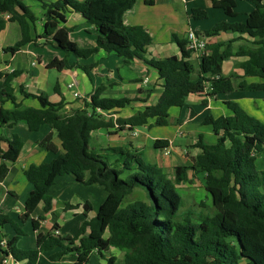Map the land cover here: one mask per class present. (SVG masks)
<instances>
[{
	"label": "trees",
	"instance_id": "trees-1",
	"mask_svg": "<svg viewBox=\"0 0 264 264\" xmlns=\"http://www.w3.org/2000/svg\"><path fill=\"white\" fill-rule=\"evenodd\" d=\"M138 1L152 7L159 0H42L44 32L36 39H43L45 45L65 54L64 59L55 58L48 63L49 69L59 71L81 68L89 74L88 66L71 64L69 58L87 60L101 50L115 54L125 65L144 60L158 73L163 92L156 104L146 106L143 111L128 118H106L98 109L106 115L117 114L133 100L103 98L104 87L95 90L90 102L85 100L84 108L69 113L64 111V103L53 104L46 95L36 96L21 88L24 98L40 102V108L27 107L18 102L13 86L21 72H0L3 83L0 125L13 127L24 122L31 132L48 126L52 132L36 146L40 151L57 154L54 142L57 137L64 150V154L52 162L31 164L23 170L34 189L20 219L23 223L31 220L36 249L19 248L25 232L10 217L0 215V232L11 225L16 234L7 240L5 249L0 247V264H3L2 257L17 263L38 264L44 253H51L50 260L54 263L72 254L77 258L75 264H90L96 254L106 264H264V170L257 166L259 157L264 154V122L237 102H224L228 115L215 117L209 113L205 117L202 124L211 128L216 142L205 143L200 136L193 146L198 154L188 165L175 168L174 180L159 164L147 159L144 149L133 144L91 146L92 134L96 131L133 132L168 126L170 110L186 107L191 95L204 96L208 85L211 88L208 96L212 98L234 91L264 92V0H246L256 10L244 23L223 22L206 30L204 34L208 38L222 32L239 37L209 43L198 65L190 60L192 51L187 49L188 40H180L175 35L172 42L180 48V56L150 60L144 57L153 44V37L143 27L127 26L123 19ZM213 7L229 19L239 16L237 0H214ZM72 11L95 27V47L81 48L71 40L73 30L66 22L67 14ZM190 17L207 20L209 13L194 8ZM37 21V16L21 0H0V34L9 23H17L22 36L17 45L5 51L14 55L36 42L33 31ZM234 57L245 58L240 64L243 80L238 86L234 84L235 74L223 75L224 63ZM7 142L9 148L2 153L0 182L9 174L5 161L17 160L24 147L18 135ZM170 147L171 142L166 139L154 142L157 151ZM67 175L79 184L102 187L108 197L95 217L82 222L74 237L59 236L58 225L44 234L40 230L44 217L36 220L32 216L41 203H44L45 213L52 210L50 192L57 179ZM192 175L204 179L213 212L184 210L186 202L181 190L189 184ZM136 192L143 196L129 199ZM84 210L87 217L92 211L91 203L85 202ZM114 252L122 253L123 259Z\"/></svg>",
	"mask_w": 264,
	"mask_h": 264
},
{
	"label": "crops",
	"instance_id": "crops-1",
	"mask_svg": "<svg viewBox=\"0 0 264 264\" xmlns=\"http://www.w3.org/2000/svg\"><path fill=\"white\" fill-rule=\"evenodd\" d=\"M38 1L39 2L37 5V9H38L37 11L39 14L37 15V17L39 18V20L37 21L33 31V36L35 39L37 37H40L44 32V10L42 8V0H38ZM78 1L83 2L84 0H78ZM213 1L214 0H159L156 3V5L152 7L146 6L143 1H138L131 10L127 11L124 14L123 19H124V23L127 26L143 27L153 37L154 40L153 44L148 48L147 52L144 55L146 59L148 60L153 58L164 59L171 56H180V48L176 43L167 42L164 44L163 42L164 34L173 31L172 29H175V27H172L171 29L167 28L164 30V22L166 21L167 23L179 22L180 24L188 23L191 28L193 27L192 24H195V21H197V20L193 21V19H191L190 17L192 11L191 9L194 7H200V8L202 7L201 9L206 8L207 9L206 11L209 13V18L207 20H209L211 17V12L214 11L216 13L218 10L213 7ZM21 2L23 3V0H21ZM165 4H170L172 6L169 11L164 12ZM247 4L248 5L246 6L251 7V9L248 12V15L246 14L248 17L256 10V8L250 2H248ZM237 6H238V0H237ZM27 7H29L30 10L32 11L31 5H28ZM237 13L240 16V13L238 11ZM239 16L236 19H229L225 16L224 22H229V23L237 22ZM247 17L245 18L244 21H246ZM11 24H17V23H9L7 25V28L0 34V72L12 73L14 71H20L21 74L13 82V86L16 89V96L18 102L22 103L24 106L27 107L40 108V105L35 106V103L39 102L38 100L32 98L30 99L24 98L20 94V89L23 88L27 93L36 96H40V95L47 96L46 91L44 90V87L41 83V77L39 72V69L43 66L40 50L46 47L47 48L50 47L54 50L56 49L50 45H45L43 39H36V42L28 44L27 46L22 48V50H20L18 53L14 55L6 52L5 49L11 47V46H7V37H6ZM66 26L73 30L70 34L71 39L73 38V35L75 33L81 31H83V33H87L90 37L93 36L94 34L93 41H91L90 39L88 40L83 39L82 42H78V45H80V47L93 48L96 46V40H97L96 29L93 25L88 23L81 14L76 13L74 11L68 13ZM211 28L212 27H208V28L193 27L190 30H194L198 33L204 34L206 30H210ZM90 30H93V34L89 32ZM188 31L187 30L185 31L184 39L187 38ZM4 33L6 35L4 37H1L2 34ZM172 35H175V33H172ZM238 37L239 35L235 33L222 32L220 33V35L210 38L209 43L211 44V43L226 42L237 39ZM238 44H241V42H237V45ZM32 45L35 46L34 49L30 47ZM174 45L175 46L177 45V48L174 47ZM72 58H74L75 60H73ZM190 60L196 65H198L201 62V59H199L195 54L192 55ZM243 61H245V58H237V57L231 58L230 60L226 61L223 66L224 77H229L233 75L231 74L232 73L231 67L236 66V64H241ZM69 62L71 64L78 63L81 66H88L89 74H87L81 68L64 69L62 71L57 70L62 76V79L64 80L67 89L71 93V98L73 99L64 97L59 84L55 88V93L57 94V98H54L53 100H51L49 96H47V98L49 102L53 104L64 103L65 105L64 111L66 113H69L76 109L84 108L85 100L90 102L92 95L95 93V90L99 87H104L106 89L102 94L103 98L120 99V98L128 97L133 100V102L127 108L115 114L116 116H120L129 108L136 107V111L138 112L140 109H144L146 106L156 104L159 101L161 94L163 92V89L160 87L158 73L154 69H152L150 65H148L144 60H136L130 65H125L123 60L118 56H116L115 54H108L107 52L101 50L87 60H80L72 56L69 58ZM45 66L47 67V70H56V69H49L48 64H46ZM226 66H227V72L225 74L224 70ZM236 72L237 73L235 74L234 84L238 86L239 83L243 80L242 78L243 71L241 70V68H237ZM248 81L251 82V80ZM0 82L2 83L1 80ZM69 84H74L72 90L68 88ZM2 87H3V83H2ZM75 92H78L81 95V97L75 98L74 97ZM240 93H247V92L234 91L231 93L219 95L209 100L208 104H205L206 97L200 95H191L187 101L188 105L183 108V109H187L184 122L196 123L200 121L199 124H202L205 117L209 113L214 115L215 117H218L220 115H228L229 111L224 106V102L243 101L241 100L243 96H238ZM250 93H258V92H250ZM228 98L231 99L228 100ZM244 102L245 104L247 103V101ZM241 105L251 115L260 118L264 115V105L263 106L260 105V103H258V100H252V109L254 110L253 112H251L250 109L245 107L243 104ZM8 107L11 106L8 105ZM197 109L200 110L198 111ZM179 121L180 120L178 118L177 122ZM45 127L46 126H44L39 132H31L27 124L24 122H21L13 127L0 125V133H4L3 135L0 134V165L4 162V160L2 159V153H5L9 148L7 140H11L14 135H18L21 138V140L24 142V147L19 158L17 160L5 161V163L9 168V174L6 180L0 182V215L8 216L13 220V217L21 218V216L25 213L26 201L30 193L34 189L33 185L26 180L23 174V170L26 167L30 166L31 164H42V163L52 162L58 155L64 154V150L61 147V143L59 139L55 137L54 142L58 147V153L57 154L49 153L47 155H41L42 154L41 152H45V151H40L36 146V143L42 141L47 135H49L52 132V129L50 127L49 129H45ZM112 130L96 131L92 134L93 139L97 138L98 136L100 138H106L104 132L106 133L108 132L109 134L113 135L111 139H108L109 141L119 140L120 138L124 137V133L126 132V131L116 130L117 132L115 131V133H112ZM128 132H130V135L133 137L140 136V132L138 129H137L138 132L137 135H134L131 131ZM192 133H198V132L192 130ZM146 135L149 136V134ZM154 139L156 140L161 138L158 137ZM98 145L99 144H97L96 146ZM172 145L173 144L171 142V151L172 149L175 148ZM107 146L119 147L125 145L116 144L113 143L112 141L103 147H107ZM154 151L158 152L157 150ZM174 154L176 153L173 152L171 153V155ZM50 195L53 198L52 210L49 213H45L44 203H41L34 212L32 218L37 220L40 217H44L45 220L41 222V228H40L41 232L44 234H49L54 229V226L58 225L59 226L58 235L61 237H65V236L74 237L78 233L82 222L87 218L95 217L99 208L108 197L106 191L102 187L98 185L85 186L79 184L70 175L58 178L56 181V185L52 188L50 192ZM85 202L91 203L92 206V211L88 214L87 217L84 214ZM24 224L25 226L29 224L31 225L32 232L29 231V233L32 234L31 237L32 239L30 238V241L36 244V233L33 231L31 220L25 222ZM8 226L9 225H6L3 229H1L0 233L1 234L4 233V231L7 230ZM29 233L25 232V236H27ZM6 235L8 236V234ZM15 235L16 234H13L11 238H7V239L8 240L12 239ZM23 238L19 242V246L21 245V247H22ZM22 249H25V247H22ZM51 255H52L51 253L42 254L40 256L38 264H40L42 261H45L46 263L48 262V260L51 261L50 260ZM116 255L119 258L120 255H122V253H118ZM76 260L77 258L75 255L69 254L64 258H62V260H60L57 263L51 261V264H75ZM7 264H26V263L25 262L17 263L11 259Z\"/></svg>",
	"mask_w": 264,
	"mask_h": 264
},
{
	"label": "rangeland",
	"instance_id": "rangeland-1",
	"mask_svg": "<svg viewBox=\"0 0 264 264\" xmlns=\"http://www.w3.org/2000/svg\"><path fill=\"white\" fill-rule=\"evenodd\" d=\"M38 2H39L38 0H23V3L25 5L32 6V11L34 12L36 16L39 14L37 11ZM247 3L248 2H246V0H238L237 11L240 13V16L237 22H240V23L245 22L244 20L247 17L249 10L251 9L250 6H246L248 5ZM171 7L172 6L170 4H165L164 12L169 11ZM194 8H200V7H194ZM194 8H192L191 10H193ZM204 9L207 10L206 8ZM224 18H225L224 13L222 11L217 10L216 13L214 11L211 12V17L209 20L195 21V24H192V25L194 28L213 27L216 24L223 23L225 20ZM172 27H175V29H172L173 31H170V32H167V34H164V39H163L164 44L167 42H172V38H173L172 33H175V36H177L180 40H183L185 31L186 30L188 31L191 28H193V27L190 28V25L188 23L180 24L179 22H174V23H167V21L164 22V30L167 28L171 29ZM89 32L93 34V30H90ZM5 35L6 34L4 33L2 34L1 37H4ZM6 37H7V46L12 47V46L17 45V43H19L22 38L19 25L11 24ZM83 39H86V40L90 39L91 41H93L94 34L93 36L90 37L87 33H83V31L77 32L73 35V38L71 40L78 44V42H82ZM30 47L32 49L35 48L34 45ZM174 47L177 48V45L176 46L174 45ZM86 48H92V47H86ZM40 51H41L40 55L42 56L43 66L39 69V72H40V77H41V83L44 87V90L46 91L47 96H49L51 100H53L54 98H57V94L55 93V88L59 84L64 97L73 99L71 98V93L67 89L60 73L57 70H47V67L45 66L46 64L50 62V60H53L57 57L59 59H64L65 58L64 53L59 52L58 50H54L50 47L43 48ZM72 59L75 60L74 58ZM237 68H240V64H236V66L231 67L232 69L231 74H236ZM226 72H227V66L224 70L225 74ZM1 88H2V83L0 82V90ZM238 96H243L241 98V100L243 101H240L237 103L241 107H243L241 105L243 104L245 107L249 108L251 112L254 111L252 109V100H258V103H260V105L262 106L264 105V92L240 93ZM230 99L231 98H228V100ZM244 101H247V103L245 104ZM39 105H40L39 102L35 103V106H39ZM197 110L199 111L200 109H197ZM139 111H143V109H140ZM136 113H137L136 107H133V108H129L127 111L122 113L120 116H116L115 114H112V115L108 114L105 116L108 119H110L111 117H113L114 119H117L119 117L126 118ZM186 113H187V109H175L174 108L170 110V119H169L170 124L168 126L154 127L152 129L140 128L138 129L140 132V136L138 137H133L130 135V132L126 131L124 133V137L120 138L119 140L109 141L108 139H111L113 135L109 134L108 132L107 133L104 132L106 138H100L99 136L97 138H94L91 142V146L93 148H95L94 145L96 146L97 144H99L100 146H106L109 142H112V141L113 143L123 144L125 146L132 143L135 147L144 149L146 151L147 159L152 163L160 164L162 168L164 169V171L169 175V178L174 180L175 168L180 165H188L191 162V160L198 154V150L194 149L193 146L198 142L199 136L204 137L205 143L214 144L216 142V137L212 133V130L210 127L199 124L200 121L196 123L184 122ZM254 117L264 122V115L261 118L257 116H254ZM178 118L180 120L179 122H177ZM45 129H49V127L46 126ZM192 130H195L198 133H192ZM115 131L116 130H112V133H115ZM0 134L3 135L4 133H0ZM146 134H149V136ZM158 137H160L161 139L164 138L172 142L173 144L172 146L175 147L178 152L170 156H166L163 153V150L155 152L154 151L155 150L154 149V142H155L154 138H158ZM99 145L98 147H100ZM41 153H42L41 155L49 154V152H41ZM257 166L259 170H264V154L259 157L257 161ZM181 191H182V194L186 202L184 210L190 209V210L196 211L197 213L213 212V208L211 206V198L209 194L207 193V191L205 190L204 179L202 177L200 180L196 176L192 175L191 181L189 182V184L185 186ZM140 195L143 196L142 193L136 192L133 196L129 197V199L135 200L138 197H140ZM203 205L205 206L203 207ZM13 222L17 226H19L24 232H28V233L29 231L32 232L31 225L29 224L25 226V224L21 221L20 218L13 217ZM5 233L8 234V236ZM13 234H15L14 229L11 225H9L7 227V230L4 231V233H2V237L5 239L11 238ZM31 237H32V234L29 233L27 236L23 238L22 247H25V249L23 250H30V248L31 250L36 249L35 248L36 244L30 241ZM20 247L21 245L19 246V248ZM119 258L120 260H122L123 254L120 255ZM90 261H91L90 262L91 264H105L104 261L98 255H93ZM48 263L51 264V261L48 260L47 263L45 261H42L40 264H48Z\"/></svg>",
	"mask_w": 264,
	"mask_h": 264
},
{
	"label": "built area",
	"instance_id": "built-area-1",
	"mask_svg": "<svg viewBox=\"0 0 264 264\" xmlns=\"http://www.w3.org/2000/svg\"><path fill=\"white\" fill-rule=\"evenodd\" d=\"M188 40V45H187V49L192 51V55L195 54L199 59H202V57L207 53V47L209 45V40L210 38H208L207 36H205V34H201L198 33L194 30H189L187 33V38ZM35 65V63H34ZM74 87V84H69L68 88L70 90H72ZM211 91L210 85H208L207 90L204 94V97H206V100L209 101L212 99V97L208 96V93ZM74 97L75 98H80L81 95L78 92L74 93ZM215 98V97H214ZM98 112L100 114L106 115L101 109H98ZM134 135H137V130H134L132 132ZM164 154L166 156H170L171 153H177V149L174 148L171 151V147L167 148L165 150H163ZM7 246V239L3 238L1 233H0V247H2L3 249H5ZM9 260H11V258H3V264H7L9 262Z\"/></svg>",
	"mask_w": 264,
	"mask_h": 264
},
{
	"label": "water",
	"instance_id": "water-1",
	"mask_svg": "<svg viewBox=\"0 0 264 264\" xmlns=\"http://www.w3.org/2000/svg\"><path fill=\"white\" fill-rule=\"evenodd\" d=\"M3 260V257L1 258V261Z\"/></svg>",
	"mask_w": 264,
	"mask_h": 264
}]
</instances>
